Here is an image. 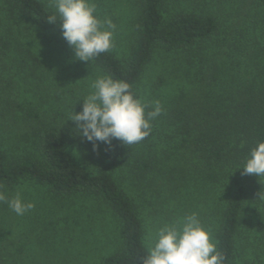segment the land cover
<instances>
[{"label":"trees","instance_id":"trees-1","mask_svg":"<svg viewBox=\"0 0 264 264\" xmlns=\"http://www.w3.org/2000/svg\"><path fill=\"white\" fill-rule=\"evenodd\" d=\"M186 1L169 11L170 0H139L131 37L122 28L112 50L90 61L130 83L143 101H160L163 111L138 143L113 139L93 150L87 141L91 158L83 165L63 131L36 121V108L15 92L12 72L19 71L55 88L40 93L54 113L64 98L82 102L64 73L75 65L59 18L57 25L47 22L55 12L50 0H0V187L31 180L57 196L103 201L116 218L119 241L100 264H140L147 211L160 205L164 191L168 219L191 212L212 222L224 264H264V176L239 168L264 142V0L231 21L209 11L207 0ZM55 55L63 59L52 61ZM156 61L169 62L158 74L173 80L148 74Z\"/></svg>","mask_w":264,"mask_h":264},{"label":"rangeland","instance_id":"rangeland-1","mask_svg":"<svg viewBox=\"0 0 264 264\" xmlns=\"http://www.w3.org/2000/svg\"><path fill=\"white\" fill-rule=\"evenodd\" d=\"M96 14L101 20L110 19L115 25L114 35L126 29L125 36L131 37V30L138 12L139 0H97ZM208 9L214 15L227 21L242 18L244 12L249 11L256 0H207ZM220 1V2H219ZM235 1V4H234ZM188 1L170 0L169 11L174 7L187 6ZM219 5L220 9L216 6ZM236 5H240L238 13ZM53 9V8H52ZM55 11V9H53ZM15 25L16 22H13ZM18 26V24H17ZM14 28V27H13ZM12 28V29H13ZM121 38V37H120ZM122 38V39H124ZM65 52L74 51L66 43ZM72 57V56H71ZM75 55L73 56V58ZM61 61L62 56L53 60ZM71 58L75 69H64L69 81L75 80L76 90L83 98L91 91V84L100 76L105 75L90 62H83ZM167 61H156L148 68V74L156 78L160 71L167 69ZM65 68V67H64ZM164 68V69H163ZM163 69V70H162ZM71 70V69H70ZM69 72V73H68ZM17 96L23 105L36 108V121L56 124L66 137L67 146L80 164H87L91 156L85 155L86 139H82L75 131V122L68 120L71 112L82 111L80 103L73 105L68 99H62L60 109L54 113V107L41 99L45 89L55 90L53 86L36 84L25 73L12 72ZM167 81L173 80L171 74L163 75ZM73 78V79H72ZM44 87V88H43ZM45 92V91H44ZM55 118V119H54ZM54 119V120H53ZM156 189L162 193L164 186L160 179L156 180ZM0 191L6 199L0 201V261L2 264H100L104 257L113 253L118 246L119 227L116 218L109 207L100 199L90 195L57 196L45 186L31 180H23L14 185H4ZM20 193L24 202H32L34 207L24 215H17L9 206L8 200ZM165 192V191H164ZM164 192L158 199L160 205L149 207L145 220V241L149 243L156 230L165 223L179 222L181 218L192 214L180 212L177 218L168 219L166 213L169 203H164ZM156 199V198H155ZM158 202V203H159ZM205 228L210 230L213 239L214 225L204 219ZM214 241V239H213Z\"/></svg>","mask_w":264,"mask_h":264},{"label":"clouds","instance_id":"clouds-1","mask_svg":"<svg viewBox=\"0 0 264 264\" xmlns=\"http://www.w3.org/2000/svg\"><path fill=\"white\" fill-rule=\"evenodd\" d=\"M50 6L55 12L47 22L57 25L59 18L62 37L73 48L76 59L89 63L112 50L115 25L110 19L98 17L91 0H50ZM90 87L91 91L80 103L82 111H72L68 120L75 122L76 133L92 143L93 150L99 148V142L111 145L113 139L128 145L140 142L150 135L151 121L163 111L160 101H143L130 83L110 75L98 77ZM239 168L245 175L264 176V142L251 149ZM258 195L260 198L261 193ZM5 199L0 191V201ZM8 206L17 215H24L34 204L24 202L17 192L8 200ZM140 264H224V256L210 230L192 213L179 222L159 227L147 244Z\"/></svg>","mask_w":264,"mask_h":264}]
</instances>
